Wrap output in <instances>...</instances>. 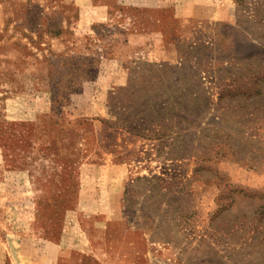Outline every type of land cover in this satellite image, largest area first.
Here are the masks:
<instances>
[{"label": "rangeland", "instance_id": "374dc122", "mask_svg": "<svg viewBox=\"0 0 264 264\" xmlns=\"http://www.w3.org/2000/svg\"><path fill=\"white\" fill-rule=\"evenodd\" d=\"M187 2L0 0V264H264V0Z\"/></svg>", "mask_w": 264, "mask_h": 264}, {"label": "trees", "instance_id": "16d2710c", "mask_svg": "<svg viewBox=\"0 0 264 264\" xmlns=\"http://www.w3.org/2000/svg\"><path fill=\"white\" fill-rule=\"evenodd\" d=\"M263 20V19H262ZM181 58V57H180ZM134 66L133 68L129 71L130 74V78L127 84L128 89H119V91H117V95L121 94V98L124 99L125 95H129L131 97V101H140L141 100V94L143 92H145V89L150 85V86H154V85H159L161 83H165L164 82V65H158V64H143V63H138V62H133ZM164 75V76H163ZM169 75V74H168ZM258 81H261L262 83H264V78L259 77L257 79ZM137 87V88H136ZM136 95V97H135ZM196 96H200L197 95ZM224 97H227V99L232 100L234 98H238L240 100L243 101V105L240 107L243 108H248V109H253L254 112H252V114L256 113V110L262 109L263 111L259 112L260 114H264V106H257V103H260L262 101H264V88L263 87H255V89H245L244 91L242 90H236V91H226V92H221L218 96V100H219V104H221L222 99ZM197 98V97H196ZM113 101H115V98H112ZM249 102V103H246ZM178 106L180 105L179 103H177ZM145 102L141 101L140 106H144ZM160 106V105H159ZM158 106V107H159ZM121 108H124L121 106ZM120 108V110H122ZM179 108V107H178ZM196 112H199V109H196V107H193ZM146 111L150 112L152 110L151 105L150 106H146ZM182 109V107H181ZM177 109V108H173L172 106L168 107H160L159 110L164 111L163 113H161L162 118L160 120H158V122L160 121H170L172 122V120L174 121L176 118H182L181 116L183 115H189L190 114V110L188 108H184V109ZM220 109V108H219ZM110 113L115 115L116 111H114V109L110 110ZM121 113V112H120ZM118 114V113H117ZM143 114H145V111H138V113L136 114V116L142 117L144 116ZM181 114V115H180ZM160 116V114H159ZM145 118V117H144ZM155 119H152L150 121H154ZM119 121L122 123V125L124 126L123 129H125L126 132H129L132 135L135 136H147V135H141L140 132H144L145 130H147V127H145L143 124V121H141L140 118V125H135L134 123L131 124L129 123L126 119H119ZM147 119V123L150 122ZM101 123H103L104 125H110V123H107L105 121H102ZM145 123V124H147ZM147 138V137H146ZM148 139V138H147ZM234 153L236 156H238V154L241 153L240 149H238V147L233 148Z\"/></svg>", "mask_w": 264, "mask_h": 264}, {"label": "crops", "instance_id": "0c3cea01", "mask_svg": "<svg viewBox=\"0 0 264 264\" xmlns=\"http://www.w3.org/2000/svg\"><path fill=\"white\" fill-rule=\"evenodd\" d=\"M147 1V0H146ZM187 1V0H186ZM196 1V0H195ZM183 3H184V0H183ZM193 4H194V0H192V2L191 3H189L188 4V2L185 4V6H184V11H183V13H181L180 12V14L179 15H177V16H175V18H179V17H181V18H183V19H185V18H187V17H191V11H192V6H193ZM163 7V9L165 8V7H167L166 5H164V4H159V3H155L154 5H153V9H161ZM178 7L179 6H177L176 8L178 9ZM188 12H190V13H188ZM179 16V17H178ZM180 19V18H179ZM133 23L134 24H137V25H139V27H140V22H138V21H133ZM162 39L164 40L165 38H164V36L162 35L161 36V43H163V44H167V45H172V43H173V41H175V39H173V40H169L168 38H166L164 41H162ZM131 43H137V41L135 40V38L133 37V38H125V40L123 41V47H129L128 45H130ZM135 54H136V56L138 55V59H144V60H149V53H144V52H135ZM160 59H163L164 57L163 56H161V57H159Z\"/></svg>", "mask_w": 264, "mask_h": 264}]
</instances>
